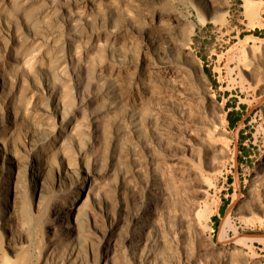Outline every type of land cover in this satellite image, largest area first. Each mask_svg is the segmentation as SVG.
Returning a JSON list of instances; mask_svg holds the SVG:
<instances>
[{"label": "bare ground", "instance_id": "1", "mask_svg": "<svg viewBox=\"0 0 264 264\" xmlns=\"http://www.w3.org/2000/svg\"><path fill=\"white\" fill-rule=\"evenodd\" d=\"M253 2L241 6L256 23L263 14ZM228 8V0H0V232L12 257L26 248L29 264H127L126 252L138 264H158L152 247L169 248L176 237L165 219L173 215L168 164L161 161L156 180L142 176L137 193L130 177L137 165L126 162L136 144L152 154L163 142L166 113L146 104L169 94L167 86L157 90L166 77L192 92L196 27L210 22L231 34ZM256 47L243 50L235 66L241 85L262 94L253 108L261 105L264 128V66ZM197 114L192 125L200 129L202 152L225 156L217 125ZM178 157L176 164L200 177L194 163ZM217 158L207 160L213 168ZM258 166L264 170V154ZM203 188L187 213L179 207L192 229L204 217ZM12 257L3 251L0 264Z\"/></svg>", "mask_w": 264, "mask_h": 264}, {"label": "rangeland", "instance_id": "2", "mask_svg": "<svg viewBox=\"0 0 264 264\" xmlns=\"http://www.w3.org/2000/svg\"><path fill=\"white\" fill-rule=\"evenodd\" d=\"M253 1L263 14L256 23H251L246 18L241 6L243 0H228L226 22L228 28L232 29L229 35H224L225 28L220 30L217 25L210 22L197 25L192 48L201 68L191 64L188 67L187 78L192 84L190 86L193 94L190 90L179 86L175 78L166 77L164 83L157 84V90L161 91L167 86L169 94L163 99L146 104L147 110L160 107L166 113V118L162 119L165 129L164 140L160 144L153 145L152 154L136 144V155L134 159L129 157L126 165H137L130 177H133L131 179L137 187L136 192L140 193V189H143L141 177L147 175L146 177L156 180L163 170L161 161L168 164L170 188H173L174 192L172 198L176 199L171 198L170 201L173 203L170 204L173 215H166L165 219L171 229L176 231L177 238L175 237L169 248H160L157 242L154 244L152 248L157 249L158 264H264V207L263 209L258 207L264 205L262 197L264 170L258 166L264 154V128L260 115L261 105L253 108L256 105L255 100L262 94H258L257 89L248 84L244 87L241 85L240 71L235 66L238 55L253 45L255 47L258 45L259 48L255 49L258 53H255L260 56L259 61L264 66V0ZM178 7L185 10L183 5L179 4ZM138 40L140 44V37ZM125 87H129L128 90L133 92L130 86ZM130 91L125 93L130 94ZM176 93H182L183 99L177 98ZM209 94L214 100L222 102L224 108L219 109L216 103H211ZM261 100H264V97ZM199 112L210 119V123L217 125L221 133L218 141L221 144L226 141L224 145L228 150L225 156L205 155L202 152L198 137L200 129H197V126L194 128ZM228 116L239 119L231 125ZM145 125L144 121L142 134L149 139L150 135ZM175 157H182L187 162L194 163L200 171V177L196 178L188 174L184 165L176 164ZM212 157L214 159L218 157L214 168L211 162L207 161ZM179 165L181 166L178 167ZM177 168L181 172H178ZM118 177L119 175L116 174L111 178L116 181ZM196 179L200 182L204 181L206 185L200 187V182L198 180L196 182ZM200 188L206 189L205 194L199 196V199H202L200 212L204 210L201 215L205 218L201 217L200 229H192L179 216V212L182 209V212L187 213L189 207L187 204H191L196 196L195 191ZM165 209L159 204L157 214L162 216ZM223 218L226 222L229 220L230 224L225 223L221 232L220 225ZM5 245V238L0 232V253L4 251L12 257ZM29 255L24 248L19 255L12 257L16 259L10 264H29ZM122 255L127 264H138L136 259L134 260L126 252Z\"/></svg>", "mask_w": 264, "mask_h": 264}, {"label": "trees", "instance_id": "3", "mask_svg": "<svg viewBox=\"0 0 264 264\" xmlns=\"http://www.w3.org/2000/svg\"><path fill=\"white\" fill-rule=\"evenodd\" d=\"M238 119H239V117L232 119V118H230V116H228V120H229V122H230L231 125H234L235 122H236Z\"/></svg>", "mask_w": 264, "mask_h": 264}]
</instances>
